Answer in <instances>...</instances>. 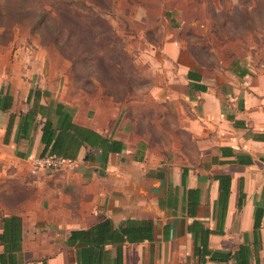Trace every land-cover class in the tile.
Masks as SVG:
<instances>
[{
  "label": "crops",
  "instance_id": "1",
  "mask_svg": "<svg viewBox=\"0 0 264 264\" xmlns=\"http://www.w3.org/2000/svg\"><path fill=\"white\" fill-rule=\"evenodd\" d=\"M160 44L157 63H139L161 78L152 131L109 98H89L84 109L40 76L3 85L0 70V104L10 102L0 109V264H80L71 232L104 218L113 227L151 222L149 239L124 242L120 264H236L240 249L247 264H264V63H200L179 39ZM163 51L172 58L158 59ZM58 103L121 150L103 159L81 146L73 169L32 171L43 147L38 105ZM29 109L36 113L24 123ZM116 256L112 244L86 254L92 264H118Z\"/></svg>",
  "mask_w": 264,
  "mask_h": 264
},
{
  "label": "rangeland",
  "instance_id": "2",
  "mask_svg": "<svg viewBox=\"0 0 264 264\" xmlns=\"http://www.w3.org/2000/svg\"><path fill=\"white\" fill-rule=\"evenodd\" d=\"M165 35L200 63H264V0H0L3 85L40 76L65 101L87 109L89 98H109L152 131L150 97L161 78L139 63H157ZM38 157L35 173L66 169L41 167Z\"/></svg>",
  "mask_w": 264,
  "mask_h": 264
},
{
  "label": "trees",
  "instance_id": "3",
  "mask_svg": "<svg viewBox=\"0 0 264 264\" xmlns=\"http://www.w3.org/2000/svg\"><path fill=\"white\" fill-rule=\"evenodd\" d=\"M35 93H37V90ZM27 100H29V96ZM9 105L10 102L6 101V104H0V109L7 110ZM42 108L43 106L38 105L37 111L45 118L40 138L43 147L39 157L53 155L73 160L81 146H89L92 149H100L103 159H105L109 153H115L121 150V142L118 140L103 137L91 129L74 123L72 120V110L63 104L58 103L54 108L48 106L46 112ZM35 113V109H29L26 113H20L19 116H22L24 123H26L28 119L33 118ZM12 118L13 115L10 116L8 125H10ZM88 157L89 152L85 154L84 160H88ZM222 180L225 182L224 191L227 193L229 190V181L227 178H222ZM257 226L256 222L254 228L256 229ZM151 232L152 226L150 221L130 219L123 226L113 227L111 221L104 218L89 229L72 231L70 236H75L82 243L80 249V264H92L94 261L91 262L86 257V254L93 251V246L102 250L105 244H112L115 247L117 254L116 260L120 264L122 245L124 242H139L144 238L149 239ZM240 253L241 249L238 251L236 264H247L246 259L239 258L241 256Z\"/></svg>",
  "mask_w": 264,
  "mask_h": 264
},
{
  "label": "built area",
  "instance_id": "4",
  "mask_svg": "<svg viewBox=\"0 0 264 264\" xmlns=\"http://www.w3.org/2000/svg\"><path fill=\"white\" fill-rule=\"evenodd\" d=\"M37 162L41 167L50 166V167H62L66 169H73L74 162L70 159H65L53 155H45L43 157H38Z\"/></svg>",
  "mask_w": 264,
  "mask_h": 264
}]
</instances>
